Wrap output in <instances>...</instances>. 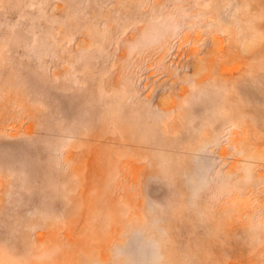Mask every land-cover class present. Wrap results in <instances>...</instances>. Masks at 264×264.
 <instances>
[{
  "label": "rangeland",
  "instance_id": "374dc122",
  "mask_svg": "<svg viewBox=\"0 0 264 264\" xmlns=\"http://www.w3.org/2000/svg\"><path fill=\"white\" fill-rule=\"evenodd\" d=\"M0 264H264V0H0Z\"/></svg>",
  "mask_w": 264,
  "mask_h": 264
}]
</instances>
